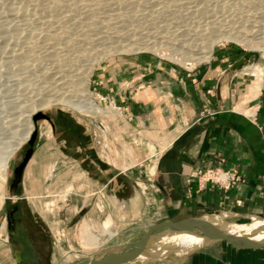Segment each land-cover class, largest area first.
Listing matches in <instances>:
<instances>
[{
	"label": "rangeland",
	"instance_id": "obj_1",
	"mask_svg": "<svg viewBox=\"0 0 264 264\" xmlns=\"http://www.w3.org/2000/svg\"><path fill=\"white\" fill-rule=\"evenodd\" d=\"M213 37L217 40L209 60L200 61L201 64L180 60L204 49L202 44ZM119 43L133 46L111 53L110 49ZM226 49L248 55V61L237 68L238 77L244 80L243 102L238 109L253 115L254 109L246 99H257L263 84L257 93L251 91L254 77L244 70L251 65H264V0H0V63L12 62L11 56L23 52L19 57H24V65L26 61L29 95L53 101L42 112L64 114L76 121L91 136L101 161L120 169L131 168L128 171L142 169L145 174L139 188L146 197V223L166 219L162 218L165 204L153 181L156 158L147 164L143 159L166 152L168 148L161 149L171 137H166L168 131L160 133L143 124L139 126L127 117L125 106L109 97L110 73L116 65L140 56L191 69ZM76 79L80 80L77 86L72 84ZM85 84L102 106L113 108L110 114L91 116L64 102L83 98ZM13 112L10 109L7 116L5 111L0 114L8 117L3 122L0 118V158L22 133V126L13 122ZM33 123L39 131L40 145L49 143L52 129L48 120L40 118L35 123L33 119ZM28 146L27 140L9 160L6 179L1 183L0 221L10 195L8 185L14 166L22 160ZM61 159L56 168L41 171L45 178L33 176L38 179L36 183L28 176L24 191L52 228L51 242L55 240L59 246L56 263L85 264L105 245L135 236L119 234L121 225L113 223V235L105 233L97 247L91 248L83 241L85 226L102 233L109 215L100 199L97 181L90 178L80 161L73 154H64ZM8 247L0 239V264H13ZM156 257L148 261L159 259ZM141 261L144 260L134 264Z\"/></svg>",
	"mask_w": 264,
	"mask_h": 264
},
{
	"label": "crops",
	"instance_id": "obj_2",
	"mask_svg": "<svg viewBox=\"0 0 264 264\" xmlns=\"http://www.w3.org/2000/svg\"><path fill=\"white\" fill-rule=\"evenodd\" d=\"M247 56L226 49L204 65L191 69L140 56L116 65L110 73L109 97L125 106L127 117L133 123L137 121L139 126L143 124L160 133L168 131L166 137L171 140L167 146L195 122L215 118L173 154L153 153L143 159L147 164L156 158L154 178L160 187L157 194L165 204L163 219L178 221L211 216L219 219L220 224H243L255 216L264 217V82L257 99L250 100L249 96L246 99L254 109L253 115L238 109L243 102L244 80L238 77L237 68L248 61ZM98 79L103 81L101 74ZM95 152L100 158L96 148ZM64 154L71 155L57 144L53 133L44 146L40 145L39 136L27 165L26 179L32 176L35 182L38 179L33 176L45 178L41 171L56 168ZM218 165L226 170H238L244 182L224 190L211 181L200 180L198 170ZM128 170L116 168L97 181L100 199L109 215V229L118 223L119 234L135 236L106 247L142 238L151 224L146 223L148 207L145 194L139 188L145 173L140 167ZM107 220L102 225L103 232ZM111 232L108 234L113 235ZM169 252L154 262L148 261L149 258L138 264H264V248H238L227 241ZM7 254L11 255L9 247Z\"/></svg>",
	"mask_w": 264,
	"mask_h": 264
},
{
	"label": "bare ground",
	"instance_id": "obj_3",
	"mask_svg": "<svg viewBox=\"0 0 264 264\" xmlns=\"http://www.w3.org/2000/svg\"><path fill=\"white\" fill-rule=\"evenodd\" d=\"M216 40H217L216 37L208 39L206 42L202 44V47L204 49H202L199 52L191 54L189 58H186V56L182 58L180 57V60L183 62H187L189 64H196L203 60H209L212 55L213 47L214 44L216 43ZM130 46L133 45L130 43H119L113 46V48H111L110 51L111 53H115L122 51L126 47L129 48ZM19 54L20 53H15L13 58L11 56L12 60L10 61L12 62H7L10 64L6 63L7 60L6 61L2 60L0 63V114L5 111V114L7 116L8 114L6 112H8V110L11 109L12 112L14 111L13 113L16 115V116L14 115L13 118L14 121L12 119L11 120L22 126L21 136L16 140L15 143H12L13 145L10 148L8 147L9 149L5 150L6 153L4 155L1 154V156L2 155L3 156L0 158V168H1L0 190L2 189L1 183H3L4 180L6 179L7 167L9 165V160L11 156L23 143H25L27 140L29 141L31 135L35 130V125L33 123L34 116L39 112H42V109H44L47 106H50L51 102H53L47 99H41V98L35 99L33 98L34 95H29L30 90L28 89V83H26L28 81V77L26 75L28 70L25 68L26 61L24 65V60H23L24 57L23 55H22L23 58L19 57L21 56V54L20 55ZM18 57L21 58L20 60H22L23 63L22 61L20 62ZM18 65H22V67H19ZM25 69L27 71H25ZM244 71L254 77V81L251 83L250 87H251V91L257 93L263 84L264 65L261 64L251 65L246 67ZM72 84L77 86L80 84V80L79 79L73 80ZM82 90L84 91L83 98L78 97V99L76 100L69 98L64 102L67 105L71 106L72 108L76 109L77 111L91 116H98L100 114H110V112H112L113 108L108 109L102 106L96 100V98L90 92L86 84ZM6 116H3V114L0 116L2 122L8 118ZM170 145L171 143L168 146L163 147L161 151L165 150ZM155 166H153L154 170H155ZM214 221H219V219H214ZM109 223H110L109 221L105 223L103 233L112 234L111 230L109 229L110 228ZM263 225H264L263 219L254 217V220L251 223H243V224L230 223V228L231 229L234 228L236 231H240L243 233L257 234V236L261 237L263 235V231L258 229L259 228L262 229ZM103 233H94L91 230V227L87 225L83 229V241L90 247L95 246L98 244L99 240H101ZM204 241L205 240L201 236L190 233H185V234L175 233L171 235H166L165 237L162 238L161 241L157 243L155 248L151 249L148 253H145L141 259L145 260L156 256H160L164 258V255L166 253L168 255V252L171 250L186 251L203 245Z\"/></svg>",
	"mask_w": 264,
	"mask_h": 264
},
{
	"label": "flooded vegetation",
	"instance_id": "obj_4",
	"mask_svg": "<svg viewBox=\"0 0 264 264\" xmlns=\"http://www.w3.org/2000/svg\"><path fill=\"white\" fill-rule=\"evenodd\" d=\"M46 114L57 144L65 153L77 157L80 166L89 173L92 180H102L116 170L114 166L97 157L91 136L76 121L67 115L52 111ZM61 141H64V144H61ZM23 158L24 156L22 160ZM18 164L14 166L8 185L9 194H13V203L9 210L7 208L9 198L6 197L0 221V239L11 249V257L15 264H54L59 246H56L55 240L51 242L52 228L45 215L31 203L30 196L24 191L27 166L21 180L17 179L15 167ZM153 181L160 191L157 178L155 177Z\"/></svg>",
	"mask_w": 264,
	"mask_h": 264
},
{
	"label": "water",
	"instance_id": "obj_5",
	"mask_svg": "<svg viewBox=\"0 0 264 264\" xmlns=\"http://www.w3.org/2000/svg\"><path fill=\"white\" fill-rule=\"evenodd\" d=\"M40 118L48 117L45 112H39L34 116L35 123H37ZM213 120H215V118L211 117L205 122L197 121L192 124L171 143L167 152L173 154L179 148L183 147L194 134L204 130ZM38 135L39 131L35 129L28 141L29 148L25 151L23 160L15 167L16 176L19 181L35 151ZM12 197L13 194L8 195L7 208L9 210L13 203ZM255 217L264 220V217ZM258 230L263 231L261 237L257 236V234L243 233L236 231L234 228L231 229L230 224L217 223L211 216L192 217L178 221L164 220L159 223L151 224L146 234L136 241L111 245L101 249L88 264H129L142 260V256L155 248L163 237L175 233H190L201 236L205 240L201 246L216 241H227L238 248H264V225L262 229L259 228Z\"/></svg>",
	"mask_w": 264,
	"mask_h": 264
},
{
	"label": "built area",
	"instance_id": "obj_6",
	"mask_svg": "<svg viewBox=\"0 0 264 264\" xmlns=\"http://www.w3.org/2000/svg\"><path fill=\"white\" fill-rule=\"evenodd\" d=\"M203 62H200L199 64ZM118 109H120V107ZM197 175L199 176L201 181L204 182L211 181L215 185L223 188L224 190H229L235 185L244 182L245 180L242 174H240L238 170L236 169L226 170L220 167L219 165L200 169L197 171ZM262 184L264 185V176H263Z\"/></svg>",
	"mask_w": 264,
	"mask_h": 264
}]
</instances>
